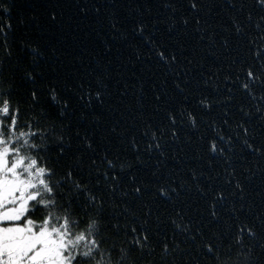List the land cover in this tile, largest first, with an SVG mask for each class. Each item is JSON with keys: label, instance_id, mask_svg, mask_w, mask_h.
<instances>
[{"label": "trees", "instance_id": "obj_1", "mask_svg": "<svg viewBox=\"0 0 264 264\" xmlns=\"http://www.w3.org/2000/svg\"><path fill=\"white\" fill-rule=\"evenodd\" d=\"M231 2L235 8L230 0H196L199 10L194 11L189 0H0L8 9L0 10V22L6 32L11 25L13 51L11 57L3 55L0 75L12 74L24 120L39 123L47 134L48 163L58 176L72 170L82 182L91 181L105 201V221L116 209L122 225L127 224L120 215L124 208L140 224L148 221L150 248L143 258L139 250L132 252L131 264H218L203 243L220 247L219 264H235L256 243L245 236L243 249L235 245L240 223L256 224L264 238L255 219L264 209V158L244 146V130L238 126L248 128L249 142L264 151V88L253 86V99L241 87L247 69L259 72L264 63V55L255 56L264 48V31L256 27L264 24V12L254 0ZM140 24L146 25L143 35L137 34ZM33 48L39 53L35 59ZM157 51L169 61L174 54L175 62L165 64ZM27 73L34 81L24 79ZM50 89L67 101L65 115L53 105ZM85 93L92 97L90 105L81 99ZM204 99L208 107L200 103ZM33 112L46 119L36 120ZM212 141L224 155L209 151ZM107 160L115 167L110 169ZM213 204L217 219L211 216ZM173 220L185 230H177ZM197 228L203 235L193 241ZM109 235L117 247H127L122 234ZM177 244L180 250L173 251Z\"/></svg>", "mask_w": 264, "mask_h": 264}, {"label": "snow or ice", "instance_id": "obj_2", "mask_svg": "<svg viewBox=\"0 0 264 264\" xmlns=\"http://www.w3.org/2000/svg\"><path fill=\"white\" fill-rule=\"evenodd\" d=\"M189 3L194 11L199 10L196 0H189ZM230 3L233 8L236 7L231 0ZM254 3L264 12V0H254ZM169 6L165 5V7ZM0 10L8 11L3 4H0ZM247 19L251 21L252 15L249 14ZM260 20L264 22V15L260 17ZM184 23L187 24L188 20H184ZM199 23L200 21L197 20V24ZM233 23L237 34H240L242 28L235 20ZM112 27L115 28L116 25L113 24ZM145 27L146 25L143 24L138 25L137 34L143 35ZM256 27L264 31V24L257 23ZM10 32L11 25H8L6 32L3 23L0 22V71L5 67L3 55L5 53L8 57L13 55ZM260 39L264 42V35ZM31 52L34 54V59L35 55L39 54L35 48L31 49ZM157 55L165 64L174 63L176 60L174 54L171 56V61L163 52L157 51ZM262 55H264V48L255 52L257 58ZM12 67H19V65L15 64ZM262 78H264V63L261 64L259 72H255L251 67L247 69L246 80L241 87L255 99L253 86L259 85L264 88ZM24 79L34 81L35 77L27 73ZM18 90L11 73H8L6 77L0 75V264H131V253L137 250L143 258L144 251L150 248L147 219L140 224L139 218L135 217L130 209L124 208L120 215L128 221L127 224L122 225L120 217L116 215V209L109 213L108 221H105V201L93 191L90 180L82 182L74 176L72 170L58 176L55 169L48 163L50 151L45 143L47 134L40 129L39 123L34 125L32 119L24 120L20 101L15 99ZM179 90L183 91L182 88ZM100 95L97 92L95 98L100 100ZM49 97L53 105L59 108L60 115H65V110L68 108L67 101H62L55 89L49 90ZM31 99L33 102L38 100L35 90L31 92ZM81 99H86L89 105L92 102L89 93H85ZM260 99L264 101V95ZM200 103L205 107L209 106L206 99L201 100ZM241 111L244 110L241 109ZM260 111V106H257V112ZM244 114L249 115L247 112ZM33 117L36 120L46 119L43 116L35 117L34 112ZM188 118L195 127L196 120L191 113L188 114ZM170 120L173 125L177 122L171 114ZM238 126L244 130V146L250 152L264 158V151L254 147L247 139L249 129L243 124ZM173 135L175 136V132ZM152 139L156 140L155 133H152ZM220 139L225 138L221 135ZM60 143L61 147L58 151L63 155L65 150L63 138ZM228 143H231L230 139ZM87 147L91 149V143H87ZM151 147L152 145H149V148ZM155 147L159 148V143L155 144ZM209 151L213 155H224V148H218L216 141L211 142ZM95 163L96 161L93 160L92 164ZM107 164L110 169L115 167L111 160H107ZM104 175L107 179L108 173ZM195 178L193 174V179ZM112 179L115 180L116 177L112 176ZM236 188L240 190V199L243 200L242 186L237 183ZM115 191L116 189L113 188V192ZM135 191L140 193L141 189L137 187ZM171 191L177 190L172 188ZM160 193L162 196L166 195L163 188L160 189ZM167 198L171 199L170 196ZM218 199L223 202L225 198L220 196ZM211 207V216L217 219L216 205L213 204ZM244 210L245 206L241 205L240 211ZM233 216L237 220L240 219L235 210H233ZM255 219L260 228L264 229V209ZM110 221L115 222L109 226ZM132 221H135V224ZM172 223L177 230H185L175 220ZM237 227L235 245L238 248H244L245 236L256 243L248 247L243 259H238L235 264H264V238L259 237L256 224L249 225L244 222ZM187 231L191 232V229ZM109 233L117 237L122 234L127 247H117ZM202 235L203 229L197 228L191 239L195 241L197 236L202 237ZM203 248L219 264L220 247L214 249L212 243H203ZM179 250L180 246L177 244L173 251ZM169 251V245L165 243L163 255L166 256ZM228 251L231 253V245Z\"/></svg>", "mask_w": 264, "mask_h": 264}]
</instances>
